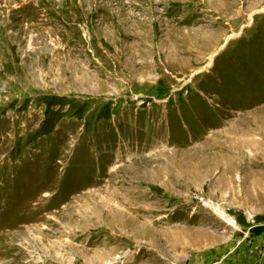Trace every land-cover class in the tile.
Masks as SVG:
<instances>
[{
    "label": "rangeland",
    "instance_id": "obj_1",
    "mask_svg": "<svg viewBox=\"0 0 264 264\" xmlns=\"http://www.w3.org/2000/svg\"><path fill=\"white\" fill-rule=\"evenodd\" d=\"M0 264H264V0H0Z\"/></svg>",
    "mask_w": 264,
    "mask_h": 264
},
{
    "label": "bare ground",
    "instance_id": "obj_2",
    "mask_svg": "<svg viewBox=\"0 0 264 264\" xmlns=\"http://www.w3.org/2000/svg\"><path fill=\"white\" fill-rule=\"evenodd\" d=\"M228 219H229V217H228ZM229 221H230V222H233V224H236V223L233 221L232 218H230Z\"/></svg>",
    "mask_w": 264,
    "mask_h": 264
}]
</instances>
